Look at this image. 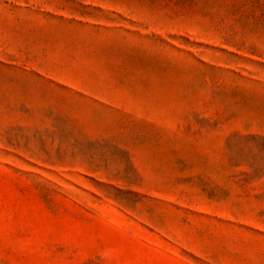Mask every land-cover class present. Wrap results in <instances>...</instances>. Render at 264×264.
Masks as SVG:
<instances>
[{
	"label": "rangeland",
	"instance_id": "rangeland-1",
	"mask_svg": "<svg viewBox=\"0 0 264 264\" xmlns=\"http://www.w3.org/2000/svg\"><path fill=\"white\" fill-rule=\"evenodd\" d=\"M0 264H264V0H0Z\"/></svg>",
	"mask_w": 264,
	"mask_h": 264
}]
</instances>
